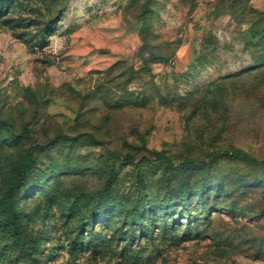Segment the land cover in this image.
Segmentation results:
<instances>
[{"label": "rangeland", "instance_id": "374dc122", "mask_svg": "<svg viewBox=\"0 0 264 264\" xmlns=\"http://www.w3.org/2000/svg\"><path fill=\"white\" fill-rule=\"evenodd\" d=\"M0 119V264H264V0H0Z\"/></svg>", "mask_w": 264, "mask_h": 264}, {"label": "trees", "instance_id": "16d2710c", "mask_svg": "<svg viewBox=\"0 0 264 264\" xmlns=\"http://www.w3.org/2000/svg\"><path fill=\"white\" fill-rule=\"evenodd\" d=\"M0 126L3 127L4 129L9 128V123L6 120L0 119ZM233 156L243 160L244 162L252 165H264V158H258L254 155H251L249 153H246L242 150H237L233 151L231 153ZM133 156L131 154H125L123 159H132ZM151 161L159 163L161 165H164L165 168L169 170H175L178 169L181 173H185L189 171L190 169H196L202 166L203 167L206 165L205 163H200L202 162L199 159H192V158H186L182 165L178 167H173V161L169 156L165 154L164 151H155L152 153V157L149 158ZM30 168V161L28 160L23 168H19L15 172V176L10 182L9 187L0 195V201L4 203V205L7 208V215H6V226L14 233H18L20 230L19 223H18V218H19V211L15 205L14 201V196L20 189V184L21 180L23 177V174L25 171H27ZM185 193L179 194V198L182 201H185ZM137 213V212H136ZM134 215V214H132ZM131 217H138V215L131 216ZM143 223V222H142ZM27 246V245H26ZM28 248V246H27Z\"/></svg>", "mask_w": 264, "mask_h": 264}]
</instances>
